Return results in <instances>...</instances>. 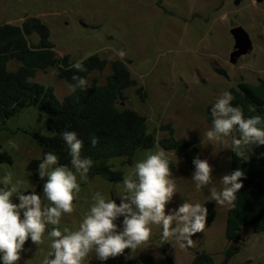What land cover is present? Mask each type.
Listing matches in <instances>:
<instances>
[{
    "label": "rangeland",
    "instance_id": "374dc122",
    "mask_svg": "<svg viewBox=\"0 0 264 264\" xmlns=\"http://www.w3.org/2000/svg\"><path fill=\"white\" fill-rule=\"evenodd\" d=\"M27 17H36L46 25L58 57L66 55L76 63L94 54L108 64L114 60L125 63L137 85L124 91L125 99L117 107L133 110L146 119L154 145L137 150L131 164L113 159L112 166L123 172L122 180L116 183L99 177L82 178L76 173L80 191L74 194V211L63 214L58 225H47L39 245L27 241L18 264H43L51 251L48 232L53 227L62 232L78 230L97 192L119 204L124 194L122 181L134 164L162 150L159 140L170 137L169 130H162V126H170L175 139L198 138L196 158L207 160L213 169L212 183L198 190L191 178L195 165L190 167L182 156L164 151L171 170L169 179L176 187L167 210L182 203L202 205L211 201L215 218L208 228L192 237L193 245L185 248L174 237L164 239L162 226L150 224L149 239L121 256L136 261L149 255L155 264H169L167 259L173 264H191L197 252H205L212 255L215 264H220L224 251L230 250L234 254L227 264H264L263 233H254L246 226L239 241L225 239L228 206L217 205L209 189L221 190L220 178L229 174L232 138L229 135L220 141H209L205 136L211 129L206 120L208 109L224 91L241 81H264V2L242 0L235 6L233 0H0V24L20 25ZM235 26L247 33L252 50L230 63L229 55L234 51L230 29ZM30 40L35 44L37 36ZM121 50L126 53L123 58L117 55ZM18 66L15 61L9 64L12 71ZM109 73L107 66L86 81L103 84ZM33 81L50 87L59 100L71 92L69 84L59 79L54 69L37 71ZM35 133L49 135L45 116L33 108L9 119L0 131L1 150L12 160L0 163V188L16 185L21 193L40 194L47 204L33 174L27 170L30 161L43 159L33 139ZM9 173L12 183L5 185L4 177ZM12 199L18 203L15 197ZM122 220L123 217L117 219L118 228ZM121 256L101 262L93 251L82 264H115Z\"/></svg>",
    "mask_w": 264,
    "mask_h": 264
},
{
    "label": "trees",
    "instance_id": "16d2710c",
    "mask_svg": "<svg viewBox=\"0 0 264 264\" xmlns=\"http://www.w3.org/2000/svg\"><path fill=\"white\" fill-rule=\"evenodd\" d=\"M37 36V42L30 38ZM19 66L12 71L11 62ZM86 71L78 72L72 67L68 56L58 57L50 41L49 29L36 17L25 18L20 25L0 24V131L6 122L25 109L33 108L42 113L46 119L49 135L33 134V139L42 153L53 152L58 157V166L66 165L71 169V157L62 140L65 131L75 132L83 142L81 158L92 160V167L87 176L102 178L116 183L123 178V172L115 169L111 161L124 159V164H131L137 150L149 149L154 145V137L148 132L146 119L130 109H119L117 104L124 101V91L136 87L137 82L120 60L107 63L98 55H91L80 61ZM109 66L110 73L103 84L92 82L85 88L71 91L59 100L50 87L33 81L37 71L56 70L59 79L74 85L73 76L87 80L93 73H101ZM140 92V89L137 90ZM228 92L234 97L231 105L240 107L244 117L259 115L264 120V81L257 83L239 82ZM253 108L254 111L249 109ZM207 123L212 126L211 107L207 112ZM258 127L264 128V122ZM170 137L159 140L160 148L182 156L185 162L193 167V158L197 155L200 140L193 136L189 139H175L170 126ZM237 132L231 134V138ZM96 137L95 146L91 138ZM230 144V169H240L245 173L242 179L243 188L236 193L235 207L226 212L225 239L229 242L241 239L243 227H251L257 234H264V146L251 144L243 148L244 155L236 156ZM11 158L1 150L0 163H11ZM41 160H32L27 165L36 182L38 190H42L44 181L38 179V165ZM173 169V167H171ZM73 171H75L73 169ZM202 206L207 208L206 226L208 228L215 218V207L211 201ZM233 252L225 250L220 264H227ZM169 264H173L167 259ZM115 264H155L149 255L141 256L133 261L122 256ZM191 264H215L212 255L197 252Z\"/></svg>",
    "mask_w": 264,
    "mask_h": 264
},
{
    "label": "clouds",
    "instance_id": "9594fccd",
    "mask_svg": "<svg viewBox=\"0 0 264 264\" xmlns=\"http://www.w3.org/2000/svg\"><path fill=\"white\" fill-rule=\"evenodd\" d=\"M252 3L255 4L256 0ZM117 55L123 58L126 53L121 50ZM72 67L78 72L86 71L80 61ZM72 79L76 83L69 85L71 91L88 85L82 77L73 76ZM233 99L230 92L224 91L216 100L211 108L212 126L205 136L209 141H220L237 132L239 138L233 136L231 150L236 156H242L243 148L248 145L264 146V128L258 127L264 120L259 115L245 118L240 107L231 105ZM249 110L254 111L251 107ZM61 137L71 157V169L66 165L56 166L58 157L53 152L42 154L43 159L37 169L38 179L44 181L42 193L47 204L40 194L21 193L16 185L0 188V264H18L27 241L39 245L47 225H58L63 214L74 211V194L80 191L76 173L86 178L93 162L81 158L83 142L75 132L65 131ZM97 142L96 137L91 138L92 146ZM9 143L16 146L12 141ZM192 163L195 171L191 178L196 188L199 190L210 185L213 169L208 161L193 158ZM170 176L169 162L163 150L136 162L122 181L124 194L119 204L115 200H106L97 192L78 230L65 229L62 232L53 227L48 232L52 238L51 251L43 264H82L93 251L101 262L114 259L123 255L125 250L136 249L146 242L151 235L150 224L162 226L164 239L174 237L181 248L191 247L194 243L192 237L206 226L208 210L199 203H182L167 210L166 206L176 191ZM243 178L245 173L240 169L224 174L220 178L222 189H209L211 199L217 205L235 207L236 193L243 188ZM11 183L9 173L4 177V184ZM19 183L16 182L17 185ZM13 197L18 203H13ZM120 217L123 220L118 228L116 221Z\"/></svg>",
    "mask_w": 264,
    "mask_h": 264
},
{
    "label": "water",
    "instance_id": "95a60500",
    "mask_svg": "<svg viewBox=\"0 0 264 264\" xmlns=\"http://www.w3.org/2000/svg\"><path fill=\"white\" fill-rule=\"evenodd\" d=\"M241 1L242 0H233V5L237 6ZM262 2H264V0H256L257 4ZM230 34L234 40V51L229 55V61L233 63L236 58L250 53L252 45L247 33L240 26L231 28Z\"/></svg>",
    "mask_w": 264,
    "mask_h": 264
}]
</instances>
